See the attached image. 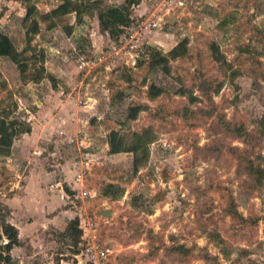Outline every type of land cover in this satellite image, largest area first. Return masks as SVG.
<instances>
[{"label":"rangeland","instance_id":"1","mask_svg":"<svg viewBox=\"0 0 264 264\" xmlns=\"http://www.w3.org/2000/svg\"><path fill=\"white\" fill-rule=\"evenodd\" d=\"M122 1L0 0L11 264H264V0Z\"/></svg>","mask_w":264,"mask_h":264},{"label":"trees","instance_id":"2","mask_svg":"<svg viewBox=\"0 0 264 264\" xmlns=\"http://www.w3.org/2000/svg\"><path fill=\"white\" fill-rule=\"evenodd\" d=\"M140 0H123L119 4H108L104 5L102 7H99L98 9V23L99 27L103 31H107L109 33V36L116 38L121 32L122 28L129 24L132 20L131 17V11L132 6L139 3ZM65 4V3H63ZM74 8V7H72ZM30 8L27 7L26 15L30 13ZM2 38V34L0 32V39ZM0 49H4L3 45H1L0 42ZM1 50V51H2ZM3 52V51H2ZM166 60V57L163 53H157V56L154 58V61H164ZM160 91V89L156 88L154 90V94H157ZM135 113V109H132L131 114ZM16 123V121H13V124ZM17 127V126H16ZM14 127V132H18L21 129H17ZM30 126L26 127L25 129H22L21 131H29ZM20 131V132H21ZM7 144H11V138L7 140ZM109 144H110V152H118L123 147V139L118 136L116 133H112L109 138ZM253 165H250V168H252ZM1 204H0V237L3 235L6 237V241L0 242V264H11L13 261L12 255H11V249L13 246L18 245L20 242L18 229L17 227L8 221L6 219V214H3L1 211ZM81 227H79V218L78 216H75L71 218L66 226L65 229L62 231L64 233H67L69 236H72L74 238V241H78V237L81 234Z\"/></svg>","mask_w":264,"mask_h":264},{"label":"water","instance_id":"3","mask_svg":"<svg viewBox=\"0 0 264 264\" xmlns=\"http://www.w3.org/2000/svg\"><path fill=\"white\" fill-rule=\"evenodd\" d=\"M100 213H102L103 215H110L111 211H110V209L105 208V209H101Z\"/></svg>","mask_w":264,"mask_h":264},{"label":"crops","instance_id":"4","mask_svg":"<svg viewBox=\"0 0 264 264\" xmlns=\"http://www.w3.org/2000/svg\"><path fill=\"white\" fill-rule=\"evenodd\" d=\"M107 32V31H106ZM71 217V216H68V218ZM14 248V247H13ZM13 248L11 249V251L13 252Z\"/></svg>","mask_w":264,"mask_h":264}]
</instances>
